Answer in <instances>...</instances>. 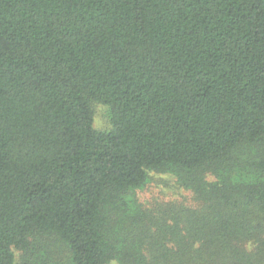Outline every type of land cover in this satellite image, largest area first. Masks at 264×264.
Segmentation results:
<instances>
[{
	"label": "trees",
	"instance_id": "16d2710c",
	"mask_svg": "<svg viewBox=\"0 0 264 264\" xmlns=\"http://www.w3.org/2000/svg\"><path fill=\"white\" fill-rule=\"evenodd\" d=\"M111 262L264 264V0H0V264Z\"/></svg>",
	"mask_w": 264,
	"mask_h": 264
},
{
	"label": "rangeland",
	"instance_id": "374dc122",
	"mask_svg": "<svg viewBox=\"0 0 264 264\" xmlns=\"http://www.w3.org/2000/svg\"><path fill=\"white\" fill-rule=\"evenodd\" d=\"M94 127L98 130H108L110 123L108 119L107 108L101 104L93 103ZM138 199L149 204L154 200L172 201L187 200L190 193L177 188L174 178L169 174L151 173L147 184L140 190H137ZM109 264H117L111 262Z\"/></svg>",
	"mask_w": 264,
	"mask_h": 264
}]
</instances>
